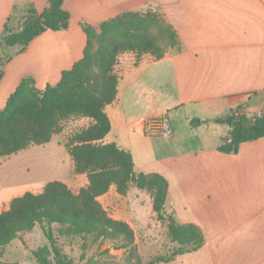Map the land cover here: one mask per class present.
<instances>
[{
    "label": "crops",
    "instance_id": "obj_1",
    "mask_svg": "<svg viewBox=\"0 0 264 264\" xmlns=\"http://www.w3.org/2000/svg\"><path fill=\"white\" fill-rule=\"evenodd\" d=\"M47 2L0 0V34L14 6L41 11ZM63 8L70 14L66 29H47L22 50L9 47L15 51L1 66L0 109L23 77L43 89L82 57V22L97 27L124 12L158 10L175 30L178 47L160 59L118 56L116 97L104 108L111 128L102 141L129 151L136 172L162 175L168 184L165 210L203 233L196 250L156 264H264V137L240 143L236 152L220 151L230 124L214 121L264 107V0H64ZM76 118L83 127L92 122ZM152 118H163L168 131L148 132ZM194 118L205 122L192 125ZM61 180L73 191L88 184L85 173ZM98 200L133 229L132 202L146 203L152 213L151 197L134 186L122 195L111 185ZM35 228L6 246L16 248Z\"/></svg>",
    "mask_w": 264,
    "mask_h": 264
},
{
    "label": "trees",
    "instance_id": "obj_2",
    "mask_svg": "<svg viewBox=\"0 0 264 264\" xmlns=\"http://www.w3.org/2000/svg\"><path fill=\"white\" fill-rule=\"evenodd\" d=\"M63 1L48 0L41 11L31 4L14 6L12 12L19 9L20 17L16 26L11 25L12 12L7 17L0 34V50L13 46L22 50L47 29H66L70 14L63 8ZM81 26L87 36L83 55L70 69L62 71L59 81L38 89L34 79L25 76L0 109V157L49 142L53 134L60 132L61 121L67 118L81 116L92 120L65 142L73 160V172L87 175L86 186L73 191L62 180H50L39 192L25 191L13 197L8 207L0 211V250L20 232L39 225L48 244L33 251L36 264H74L53 243V225H58L60 235L88 236L92 242L113 240L118 241L117 247L133 248V228L113 218L98 200L111 185L122 195L127 194L132 185L147 190L152 198V210L158 218L165 215L166 179L158 173L136 172L129 151L115 142L102 141L111 128L104 108L116 97L118 56L132 52L135 62L142 54L160 59L168 49L178 47L177 34L152 10L124 12L102 21L97 27L86 22ZM8 59L9 56L4 62ZM230 118V130L218 146L220 151L236 152L240 143L264 137V107L253 115H231ZM214 121L224 123L226 118ZM202 122L205 120H191L192 125ZM167 233L178 247L170 255L157 256L147 264L170 261L179 254L196 250L204 242L197 225L177 223L171 214ZM0 263L19 264L1 259Z\"/></svg>",
    "mask_w": 264,
    "mask_h": 264
},
{
    "label": "rangeland",
    "instance_id": "obj_3",
    "mask_svg": "<svg viewBox=\"0 0 264 264\" xmlns=\"http://www.w3.org/2000/svg\"><path fill=\"white\" fill-rule=\"evenodd\" d=\"M152 11H156L163 24L168 25L158 10ZM11 14L13 16L11 25L16 26L20 11L18 9ZM14 51L13 48L0 50V69L4 60ZM60 125V132L53 134L49 142L31 145L17 153L0 157V210L8 207L9 199L25 191L39 192L47 181L69 179L73 174V160L65 147V142L86 124L76 117H70L61 121ZM139 190L143 192L144 197L147 195L151 197L147 190ZM145 205L141 206L135 201L131 204L135 217L133 229L135 239L132 249L117 247L118 241L113 240L92 242L88 236L83 238L60 235L58 225L51 227L53 243L67 254L74 264H147L150 259L157 256H168L178 247L167 233L169 214L165 210L163 218H158L153 210L152 213H148ZM38 228L40 227L37 224V228L32 230L31 237L23 240L22 244L17 243L19 245L16 248L9 245L4 247L3 251L0 250V259L19 264H36L33 251L45 242L48 244L42 230Z\"/></svg>",
    "mask_w": 264,
    "mask_h": 264
},
{
    "label": "built area",
    "instance_id": "obj_4",
    "mask_svg": "<svg viewBox=\"0 0 264 264\" xmlns=\"http://www.w3.org/2000/svg\"><path fill=\"white\" fill-rule=\"evenodd\" d=\"M234 116L241 115L239 110H235ZM146 130L151 133L162 134L168 131L166 124L163 122V118H152L146 122Z\"/></svg>",
    "mask_w": 264,
    "mask_h": 264
},
{
    "label": "water",
    "instance_id": "obj_5",
    "mask_svg": "<svg viewBox=\"0 0 264 264\" xmlns=\"http://www.w3.org/2000/svg\"><path fill=\"white\" fill-rule=\"evenodd\" d=\"M226 121H227L228 124H230V122H231V118L228 117Z\"/></svg>",
    "mask_w": 264,
    "mask_h": 264
}]
</instances>
